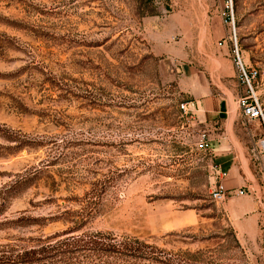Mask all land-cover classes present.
<instances>
[{"label":"rangeland","instance_id":"374dc122","mask_svg":"<svg viewBox=\"0 0 264 264\" xmlns=\"http://www.w3.org/2000/svg\"><path fill=\"white\" fill-rule=\"evenodd\" d=\"M227 5L0 0V125L34 141L8 153L14 143L0 137V189L28 179L0 194V264L65 237L81 219L78 233L136 237L173 264H264V219L243 241L209 197L226 116L208 127L199 109H179L195 101L196 83L227 86L231 149L243 147L238 178L264 204L263 131L237 107L246 93L232 62L234 30L245 67L264 71V0ZM253 86L264 108V76ZM202 132L207 151L196 148Z\"/></svg>","mask_w":264,"mask_h":264},{"label":"trees","instance_id":"16d2710c","mask_svg":"<svg viewBox=\"0 0 264 264\" xmlns=\"http://www.w3.org/2000/svg\"><path fill=\"white\" fill-rule=\"evenodd\" d=\"M0 137L14 143L7 148L8 153H14L34 143L25 134L3 125H0ZM27 180L26 177L18 178L11 184L3 186L0 194L14 195ZM100 192H104V189L101 188ZM85 203L82 208H86L87 202ZM88 204L91 205L90 202ZM72 222L73 226L62 233L66 235L65 237L46 241V245L17 253L13 260L14 264H57L59 262L63 264L66 262L70 264H144L147 261L151 264H173L171 255L168 256L163 250L136 237L124 236L119 239L101 231L78 233L82 228L83 219ZM76 261L78 263H75Z\"/></svg>","mask_w":264,"mask_h":264},{"label":"crops","instance_id":"0c3cea01","mask_svg":"<svg viewBox=\"0 0 264 264\" xmlns=\"http://www.w3.org/2000/svg\"><path fill=\"white\" fill-rule=\"evenodd\" d=\"M241 60L244 65L245 63L242 58ZM232 62L235 66L233 57ZM221 76L222 75H219V78H221ZM239 85L240 87L238 90L241 91L243 89L245 91L240 80ZM227 92H229L227 86L220 81L219 85L216 87L212 86L210 83H196L194 88L190 91V95L198 105V109L200 110L199 118L205 123V126H211L212 121L220 115L226 116L225 130L218 139L219 145H216L212 152L215 163L219 164L226 172L223 183L229 193L226 200L221 205L236 231V235L243 241H246L255 236L259 223L264 219V208L260 210L258 207L259 202L261 205L264 204L257 197H253L252 194L249 195V187L242 185L241 179L238 178L239 169L238 166H236L235 158L241 155L239 151H242L243 147L240 144L236 153L231 149L230 134L233 131L236 114L232 111V108L229 107V97H227L228 100L225 102L224 98L220 96L226 95ZM238 97L239 96H237L236 100ZM208 136L210 139V135ZM257 158L261 160L264 159V154H257ZM240 188L245 189L246 193L243 195H236V191Z\"/></svg>","mask_w":264,"mask_h":264},{"label":"built area","instance_id":"2783aa9c","mask_svg":"<svg viewBox=\"0 0 264 264\" xmlns=\"http://www.w3.org/2000/svg\"><path fill=\"white\" fill-rule=\"evenodd\" d=\"M226 8L231 10V0H227ZM232 25L234 24L233 16L229 18ZM234 48L232 50L234 64L238 70L239 80L245 88V95H241L236 100L237 107L239 108L242 116L249 121H256L262 128V135L257 140L256 152L257 154H264V108L256 95L254 90V82L264 76V71L259 69L246 68L239 56V51L236 46V36L233 30ZM181 112L187 114L193 110L198 109V105L195 101L182 102L179 105ZM209 137L205 132H202L196 143V148L200 151H207L209 149ZM226 172L221 168L219 164L211 163L208 167V185H209V197L210 200L216 205H221L228 196V191L224 186V179ZM246 193L245 189H238L236 195H243Z\"/></svg>","mask_w":264,"mask_h":264},{"label":"bare ground","instance_id":"6f19581e","mask_svg":"<svg viewBox=\"0 0 264 264\" xmlns=\"http://www.w3.org/2000/svg\"><path fill=\"white\" fill-rule=\"evenodd\" d=\"M234 29V28H233ZM237 46V45H236Z\"/></svg>","mask_w":264,"mask_h":264}]
</instances>
